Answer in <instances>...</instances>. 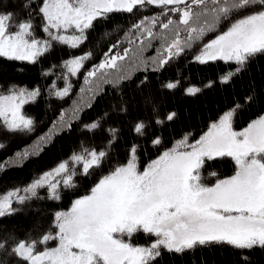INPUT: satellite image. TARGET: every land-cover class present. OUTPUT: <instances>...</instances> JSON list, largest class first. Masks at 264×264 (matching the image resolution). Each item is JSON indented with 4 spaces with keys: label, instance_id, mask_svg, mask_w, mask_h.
Returning <instances> with one entry per match:
<instances>
[{
    "label": "snow or ice",
    "instance_id": "obj_1",
    "mask_svg": "<svg viewBox=\"0 0 264 264\" xmlns=\"http://www.w3.org/2000/svg\"><path fill=\"white\" fill-rule=\"evenodd\" d=\"M148 6L160 11L129 26L125 32L129 47L119 50V40L110 44L91 67H85L93 57L87 51L59 63L50 61L40 76L54 79L43 89L38 84L29 88L0 82V130L27 135L35 131L37 122L26 114V106L45 95L61 102L70 99L73 79L83 70V86L70 117L61 109L51 132L39 137L35 147L42 150L41 142L59 134L58 127L70 133L74 123L93 139L91 146L80 141V151H72L26 186L0 194V220L24 211L25 204L59 202L77 187L74 178L97 176L67 210L52 213L47 230L38 238H32L31 232L18 238L14 230L0 225V264H155L164 251L183 256L225 246L239 253L240 264H251L249 253L264 251V114L241 130L233 126L238 111L254 100L253 95L244 96L243 102L236 100L198 138L185 132L173 136L170 146H165L162 130L176 120L177 113L169 111L161 117L152 104V118L137 120L132 129L140 138H147L153 126L160 130L148 139L157 155L146 162L142 157L147 147L135 140L123 147L124 157L119 158L116 145L121 129L103 125L111 115L108 111L92 121L81 120L103 85L118 88L137 71L160 73L189 51L192 62L200 65L217 61L235 65L218 77L221 85L229 84L264 57V0H0V58L37 65L58 47L79 49L96 23L111 14H133ZM209 34L214 36L205 42ZM154 47L155 55L145 56ZM147 80L145 76L137 87ZM214 83L182 88L177 77L158 87L168 92L182 88L184 95L195 97ZM144 103L150 105V98ZM113 112L126 115L127 104L118 110L114 105ZM101 130L107 139H101L97 149L95 136ZM34 154L26 150L17 155L26 160ZM229 159L234 165L231 175L221 176L213 169L214 162ZM6 163L0 162V172ZM211 178L214 182L207 183ZM28 210L43 215L40 207ZM37 225L42 227L39 221ZM138 234L154 239L138 244L134 242Z\"/></svg>",
    "mask_w": 264,
    "mask_h": 264
},
{
    "label": "trees",
    "instance_id": "obj_2",
    "mask_svg": "<svg viewBox=\"0 0 264 264\" xmlns=\"http://www.w3.org/2000/svg\"><path fill=\"white\" fill-rule=\"evenodd\" d=\"M6 2V0H5ZM10 6V5H9ZM154 6H148L144 11H134L133 14L114 13L108 19L96 23L93 30L88 33V40L79 49L71 50L67 46L58 47L50 55L42 58L37 65H27L21 62H9L0 58V82L8 84L10 81L17 82L21 86L27 85L29 88L34 85L44 86L50 83L54 77L47 80L40 76L42 70L49 67L50 61L59 63L61 58H70L72 55L83 54L87 51L93 53L90 61L86 62L85 67H91L92 64L98 63L103 53L109 48V45L121 42V48L128 45V37L125 36L129 26L137 19L144 15H152L159 12ZM40 35H43L40 33ZM214 34L205 37V42L212 38ZM134 47V45L132 46ZM155 55V47L149 49L145 56ZM193 52L189 51L185 55L174 59L165 66L160 73L137 71L133 73L132 79L123 81L118 88H114L110 84L103 85V92L94 100L92 109L85 110L81 113L82 122H89L102 116L105 111L111 115L103 122V125H113L121 129L120 140L116 145L117 154L122 160L124 157L123 147L135 140L136 143L146 146L147 153L142 157V162H146L157 155L156 149L148 145V139L157 131L155 126L149 129L147 138H140L133 135L132 129L137 120L143 119L148 122L152 116V107L154 104L163 117L169 111H175L177 118L174 122L167 125L162 131L166 145L173 136L179 137L180 134L188 132L194 138H198L203 131L207 130L208 124L217 119L225 110L230 108L236 100L243 102V97L253 95L254 100L250 104L244 105L240 109L234 119V128L241 130L247 124L264 113V57L252 62L248 69L241 74L235 76L227 85H221L218 77L229 68L235 65H226L222 61L211 62L206 65H200L192 62ZM22 69V71L20 70ZM59 70V69H57ZM147 76V82L138 88L137 85L143 78ZM179 77L182 82V88L187 84H195L203 86L209 80L214 81V86L204 89L201 94L195 97H189L183 94L181 90L175 92L161 91L159 84L168 79H176ZM185 77L187 79L185 80ZM83 80V70L78 79H73L74 89L70 99L61 102L54 97L42 96L38 102L31 106H26V114L35 119V131L31 134H9L0 130V144L4 147L0 148V162H7L17 157L18 153L26 151L27 147L33 146V142L38 138L49 133L52 130L53 121L58 120L59 112L63 109L71 115V105L73 101L79 99V89ZM62 86V82H59ZM255 89L253 92L252 89ZM145 98H150L151 104L145 106ZM122 103H126L128 112L126 115H119L113 112L115 105L118 110ZM80 124L74 123L72 131L61 132L59 127L57 133L53 134L51 141L42 143V150L31 148L29 152H35L28 159H21L13 165L5 166V170L0 172V194H5L9 190L16 187L26 186L31 180L42 174L44 171L54 167L59 161L67 158L72 151H80V141H84L85 145L91 146L93 139L87 132H81ZM101 139L106 140L103 130L96 133L95 147H101ZM213 169L221 176L231 175L234 171V165L229 160L222 162H214ZM205 171V175H207ZM103 173H97L100 175ZM96 175L91 177H76L77 187L63 194L59 202H38L33 204H25L24 211L6 217L0 220V225L5 229L14 230L18 238H26L31 232L32 238H38L43 231H46L52 219V213L56 210H66L71 201L78 195H82L93 184ZM207 183L214 182V178L208 179ZM14 207H20L14 205ZM30 207H40L43 215L33 213L28 209ZM37 221L40 225H37ZM142 235L136 240L140 244H146L151 241V237H147L145 242ZM52 242L50 243V245ZM251 256V264H264V251L259 249L249 253ZM239 253L228 247H212L197 250L194 254L188 253L181 255L168 254L163 252L162 258L158 259L155 264H240L238 259Z\"/></svg>",
    "mask_w": 264,
    "mask_h": 264
},
{
    "label": "rangeland",
    "instance_id": "obj_3",
    "mask_svg": "<svg viewBox=\"0 0 264 264\" xmlns=\"http://www.w3.org/2000/svg\"><path fill=\"white\" fill-rule=\"evenodd\" d=\"M213 38V37H212ZM211 39V38H210ZM124 47H126V46H124ZM123 49V47L122 48H120L119 50H122ZM153 56V55H152ZM125 63H127V61L125 62ZM83 86V80H82V84H81V87ZM80 87V88H81ZM264 114V113H263ZM262 115V114H261ZM256 119V118H255ZM246 127V126H245ZM58 130H56V132H57ZM50 133V132H49ZM46 134H48V133H45L44 135H46ZM39 142V138H38V141H36L35 140V142H33L32 144H33V146H30V147H27V151L29 150V149H31V148H36L35 146H36V144ZM42 143H46V142H41V144ZM17 161H19V157L17 156V157H15V158H13V159H10V160H8L7 161V163H6V166H8V165H13V164H15V163H17ZM70 206V205H69ZM67 210V209H66ZM142 236V238H143V241L145 242V239L147 238V237H145L143 234H141ZM152 238V237H151ZM152 239H154V238H152ZM151 239V240H152ZM136 240H140L139 239V234L135 237V243H138V244H140L138 241H136ZM151 242V241H150ZM150 242H148V243H150ZM148 243H146V244H148ZM146 244H142V245H146ZM50 246H55V242H52V244L50 245Z\"/></svg>",
    "mask_w": 264,
    "mask_h": 264
}]
</instances>
